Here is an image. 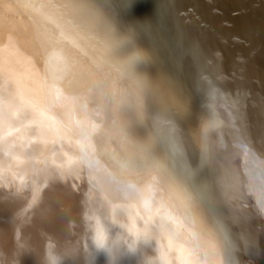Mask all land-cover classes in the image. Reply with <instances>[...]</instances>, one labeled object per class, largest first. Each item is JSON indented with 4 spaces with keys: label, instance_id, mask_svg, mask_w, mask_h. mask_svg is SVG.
Instances as JSON below:
<instances>
[{
    "label": "bare ground",
    "instance_id": "6f19581e",
    "mask_svg": "<svg viewBox=\"0 0 264 264\" xmlns=\"http://www.w3.org/2000/svg\"><path fill=\"white\" fill-rule=\"evenodd\" d=\"M262 9L264 0H4L0 264H44L45 249L62 264H107L109 258L116 264H183L178 249L190 250L159 229L158 213L142 211L153 201L158 208L164 203L150 176L129 175L110 186L90 169L80 137L44 103L38 52L63 70L52 90L57 102L65 95L64 81L74 79L86 82L99 101L84 106L91 123L102 125L112 113L122 133L111 147L120 151L145 140L175 91L183 107L172 120L189 142L191 181L213 191L214 203L205 211L223 226L233 264H264V242L255 232L264 211L259 191L251 197L252 183L264 181ZM128 66L149 83L170 81L172 89L134 98L122 71ZM201 75L218 96H210ZM227 173L237 177L233 188L225 186ZM98 228L106 238L116 237L117 254L109 257L93 245ZM192 232L184 238L194 240ZM193 260L205 264L202 253ZM215 264H223L219 250Z\"/></svg>",
    "mask_w": 264,
    "mask_h": 264
},
{
    "label": "snow or ice",
    "instance_id": "6c2138e0",
    "mask_svg": "<svg viewBox=\"0 0 264 264\" xmlns=\"http://www.w3.org/2000/svg\"><path fill=\"white\" fill-rule=\"evenodd\" d=\"M14 7H16L15 2L9 4V12ZM3 9L4 0H0V31L5 27ZM190 50L193 53L196 51L195 48ZM143 58L147 59L146 56ZM36 64V73L44 81L43 100L48 111L80 137L84 159L89 163L90 169L99 174L110 186L121 185L129 175L138 178L150 176L152 181L159 186L164 196L162 208L156 207L153 201L151 207H145L142 211L158 213L163 221L158 226L159 229L161 231L167 229L173 238L189 244L190 250L187 252L183 247L178 249L183 264H196L193 256L197 253L203 254L205 264H215L218 250L222 252L223 264H233V246L223 226L213 222L205 211L214 203L212 189L202 188L191 181L194 172L188 166L185 157L189 142L181 138L172 120V117L183 107L179 95L171 91V94L167 96L164 104L165 114L156 122L154 130H149L142 143L137 144L131 150L120 151L111 147L115 142L114 138L122 133V129L117 128L112 113L107 112L104 123L96 125L91 123L90 116L85 111L84 106L87 103H99L92 96L87 83L74 79L65 80V95L57 102L53 98L52 90L61 81L63 70L58 62L46 59L44 54L39 52ZM122 71L131 81L134 98L135 96L160 95L172 89L171 82L168 80L156 84L149 83L138 76L131 66L123 68ZM201 83L207 85L210 96L219 95L203 75H201ZM99 113L100 109L94 110L95 115ZM140 134L145 135V133ZM224 181L226 188H233L237 177L227 173ZM141 195L142 193H138V197ZM169 209L175 215H170ZM262 211H264V200H262ZM192 230H194V240L185 239L183 234L185 232L193 234ZM95 239L98 247L103 248L106 237L99 228Z\"/></svg>",
    "mask_w": 264,
    "mask_h": 264
},
{
    "label": "clouds",
    "instance_id": "9594fccd",
    "mask_svg": "<svg viewBox=\"0 0 264 264\" xmlns=\"http://www.w3.org/2000/svg\"><path fill=\"white\" fill-rule=\"evenodd\" d=\"M109 232H111V229H109ZM92 243L96 247V249L109 254V257H111V255L117 254L121 247L116 237L111 235H109V237L104 240L103 248L98 247L95 237L92 238ZM42 259L44 261V264H62V261L58 258V256L56 255L49 256L46 249ZM17 264H18V259H17ZM107 264H116V262L113 261L111 258H109Z\"/></svg>",
    "mask_w": 264,
    "mask_h": 264
},
{
    "label": "rangeland",
    "instance_id": "374dc122",
    "mask_svg": "<svg viewBox=\"0 0 264 264\" xmlns=\"http://www.w3.org/2000/svg\"><path fill=\"white\" fill-rule=\"evenodd\" d=\"M262 10H264V9H262ZM228 77L232 78V76H229V75H228ZM263 135H264V134H263ZM262 140H263V142H264V139H262ZM263 144H264V143H263ZM261 183H262V184H261ZM258 185H259V186H258ZM253 186H254V188H253ZM257 186H258V187H257ZM252 188H253V194H252L251 197H252V198L255 197L254 194H256V193L259 191V192L257 193L256 197H257L258 200H260V201L264 200V198H263V197H264V181L255 180V181H254V184L252 183ZM257 189H258V190H257ZM248 192H252V191H248ZM259 193H260V194H259ZM247 195H248V194H247ZM258 195H260V197H259ZM261 195H262V196H261ZM256 197H255V198H256ZM261 197H262V198H261ZM245 199L248 200L247 198H245ZM261 199H262V200H261ZM254 200H255V199H254ZM260 201H258L259 204L262 203V202H260ZM261 205H262V204H261ZM261 209H262V207H261ZM261 209H260V210H261ZM263 213H264V212H262V216H261L262 219H264V214H263ZM251 215H252V214H251ZM250 218H251V216H250ZM253 218H254V216H252V218H251L252 220L250 219V221H252V222H250V223L252 224V225L250 224L251 227H254L253 229H256V226H257V229H259V227H260V228L262 227L263 230H264V221L261 219L262 221H260L259 223H257V221H255V219H253ZM262 222H263V223H262ZM256 223H257V225L255 226ZM260 223H261V224H260ZM258 226H259V227H258ZM262 228H261V229H262ZM242 229H243V228H242ZM257 229H256V230H257ZM256 230H255V232H257L256 234H258V232H260V234L257 235V237H259V240H262V239H263V241H260V242H258V243L264 242V235H263L264 231H263V230L261 231L260 229H259L260 231H258V230L256 231ZM262 232H263V233H262ZM261 234H262V235H261ZM259 235H260V236H259ZM261 237H262V238H261ZM261 244H262V245L259 244V246H260V247L262 246V251L264 252V250H263V249H264V243H261ZM263 255H264V254H263Z\"/></svg>",
    "mask_w": 264,
    "mask_h": 264
}]
</instances>
